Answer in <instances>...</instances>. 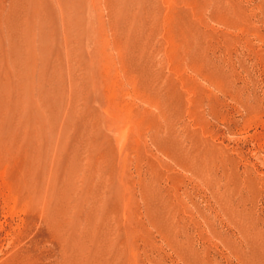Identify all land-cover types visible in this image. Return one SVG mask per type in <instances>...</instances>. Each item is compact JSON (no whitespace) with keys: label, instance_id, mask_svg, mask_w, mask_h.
Wrapping results in <instances>:
<instances>
[{"label":"rangeland","instance_id":"1","mask_svg":"<svg viewBox=\"0 0 264 264\" xmlns=\"http://www.w3.org/2000/svg\"><path fill=\"white\" fill-rule=\"evenodd\" d=\"M0 264H264V0H0Z\"/></svg>","mask_w":264,"mask_h":264}]
</instances>
